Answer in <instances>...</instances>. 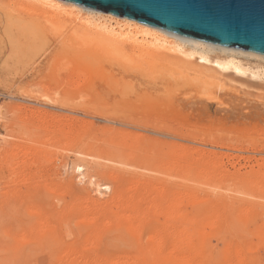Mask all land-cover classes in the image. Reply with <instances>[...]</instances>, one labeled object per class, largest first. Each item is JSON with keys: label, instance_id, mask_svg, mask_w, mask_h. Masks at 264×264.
Returning <instances> with one entry per match:
<instances>
[{"label": "rangeland", "instance_id": "374dc122", "mask_svg": "<svg viewBox=\"0 0 264 264\" xmlns=\"http://www.w3.org/2000/svg\"><path fill=\"white\" fill-rule=\"evenodd\" d=\"M0 51V77L4 76L0 78V264H110L119 258L120 261L133 260L136 253L148 245L154 229L162 227L175 209L177 214L184 211L183 215L191 219V230L206 234L203 245L206 255L209 256L211 250L221 251L226 245L244 248L241 255L245 257L237 256L236 252L226 257L225 252L215 251L205 264H264V78L262 81L247 75L228 74L223 80H216L221 84L223 81V86L217 83L221 89L215 87L217 100H207L196 88H193L195 91L183 89L182 94L181 91H176V95L172 93L175 99L171 95L169 99L165 90L162 96H158L160 91L152 89L136 96L132 88L135 84L130 83L127 93L131 96H120L122 105L114 106L111 101L96 98L97 90L94 95L88 87L78 86L80 82L88 85L89 81H101L104 70L100 66L75 59L74 65L70 63L73 69L63 73L61 68H67V64L63 66L57 58L50 68L56 73L48 70V74L44 70L30 76L22 74L15 63L7 59L6 49L2 47ZM63 61L69 63L70 60ZM248 61L255 63L256 59ZM5 66L10 67L4 70ZM73 86L78 87L82 95H74L76 99L71 96L69 101L81 102L84 107L89 105L88 113L45 107L23 96L32 90L53 95L61 87L68 90ZM104 87L107 88L99 94L109 97V87ZM10 90L21 95L16 93L17 98H9ZM108 116L113 117H110L112 121ZM159 125L164 126L163 129ZM91 181L103 186L99 197L102 205H107L108 200L109 207L114 206L113 191L120 189L124 197H128L132 188L139 189L137 194L145 199L142 208L150 214L153 201L164 200L158 198L161 191H166L171 201L182 204L180 207L165 205L156 213L154 216L160 221L159 224L158 218L155 219L156 228L147 225L137 231L133 227L120 228L115 222L103 227L109 220L101 219V227L91 231L81 213L73 207L75 204L84 209L90 206L84 190L92 189ZM145 193L147 197H143ZM109 216V219L113 216L111 209ZM177 221L180 224L179 219H175V225ZM47 224L55 229L49 230ZM93 238L98 242H91ZM197 241L193 238L191 244L197 246ZM66 253L72 256L71 260L74 256L79 261L65 260ZM231 257L244 261L236 263Z\"/></svg>", "mask_w": 264, "mask_h": 264}, {"label": "bare ground", "instance_id": "6f19581e", "mask_svg": "<svg viewBox=\"0 0 264 264\" xmlns=\"http://www.w3.org/2000/svg\"><path fill=\"white\" fill-rule=\"evenodd\" d=\"M0 42L2 45V46L0 45L1 46L0 49H2V47H3L9 53V56H7V59L9 61H11L12 63L14 62L15 65L18 67L19 71L22 74L24 73V75H26V74L30 75V76L32 74L38 75L44 70H47L46 72L48 73V70H51L50 69L51 66L53 68V66L55 65L57 58H59L63 62L62 63L63 66L67 64L66 65L67 68H65V67L61 68L62 65L60 66L61 71L64 70L63 73L67 70L69 71V69H73L72 65H74L73 61H75V59H77L79 62H84V63L89 62L93 66L94 65L100 66L104 70V75L102 76L103 81L102 80L98 81V82H94V81L88 82L87 81L89 86L86 84H82V82H80L81 84L79 82H76V83L80 84V85L77 84L78 86H80V88L88 87L90 90L89 92H92L94 95H95V91L97 90L96 98H98L101 101H105V100L111 101L114 104V106L115 105H122V103H121L122 98L121 97L126 98V97L131 96V94L127 93L128 92L127 90L130 88V83L135 84V86H133L132 88L135 89V92H133V94H136V96L140 95L141 93H142V95H144L146 92H149V89H152L154 91H158V93L160 91V93L158 94V96H160L161 92L163 93V91L165 90L164 93H167L168 98L171 99L172 96H173L172 98L175 97L172 93L175 94L176 91H181V94H182V92H184L183 89L194 90L193 88H196L197 89L196 91L198 93L201 92L202 93L201 95H203L207 100H213V99L217 100L216 99L217 97L215 96L216 95L215 94V87L217 86V83L222 85L223 81L221 84L220 82L216 83V80H218V81L223 80V77H225L228 74H231L233 76H235V74L236 75L238 74V75H241L244 77H245V75H247L248 78L249 77L253 78V79L260 78L261 80H262V78H264V65H262V61L264 60V54H261L259 52L247 51L244 49H239L237 47L233 48V47H228V46H224V45H220V44L215 45L213 43H209L207 41H203L200 39L196 40V39H193V38H190L187 36H183L181 34L178 35V34L172 33L170 31H167L164 29H158V28L153 27L149 24H146L143 22L141 23L137 20H133V19H130V18L125 17V16L120 17V16H117L113 13H109V12L104 13V12H101L98 10L89 9L87 7L85 8L81 5H78V4H76L72 1H68V0L67 1H64V0H0ZM250 58L256 59L255 63L249 62L248 60H250ZM65 59H67L68 61L70 60L69 63L63 61ZM60 60H58V61L60 62ZM6 65H7V61H6ZM75 65L77 66V64H75ZM16 66L14 68L17 69ZM6 68H7V66L4 67V70ZM47 68H49V69H47ZM12 69H13V67L11 68V71H12ZM56 69H57V66H56ZM7 71L9 72V70H7ZM14 71H16V70H14ZM51 71L55 72V70H51ZM13 72H11L10 74L7 72L6 73L11 75ZM230 72H232V73H230ZM3 73L5 75L4 71L2 72V74ZM43 75H46V74H43ZM5 76H7V75H5ZM20 76H23V75H20ZM1 77H4V76H1ZM16 77H19V76H16ZM19 79H20V77H19ZM15 81L13 83H15ZM73 84H75V83H73ZM214 84H216V85H214ZM81 85H82V87H81ZM220 85H218V86H220ZM104 86L109 87V94H108L109 97H107V96L104 97L103 95L101 96L99 94L100 90H103V88H107ZM62 87L61 88L58 87L59 89H61V91L59 89H57L54 93L52 92V89L51 90L49 89L50 92L53 93V95L49 94L47 92L45 93L42 90H41L42 92L32 90V91L25 93V95H23V96H25V98H26L25 100H28L29 102L34 101V102H36L42 106H45V107H50V108L52 107V108H55V109H58L61 111H67L68 113H70V112L88 113V109L90 110V108L87 106H89V105L86 104V107H84L81 102L76 103V101H74V103H73V101H71V100L69 101V99H70L69 97H71V96L73 97L74 95L77 96L80 93L82 95V91L78 90L79 88L74 87V86H73V88L68 87V90L62 89ZM17 88H18V86H17ZM20 88L21 87H19L18 90H20ZM74 88H75V90L76 89L77 90L73 91ZM218 88L221 89V86ZM53 89H55V88H53ZM15 90H17V89H15ZM191 90H190V92H191ZM217 91H218V89H217ZM190 92H189V94H190ZM16 93H17V91H11V92L7 93V96L9 98H14V97L17 98V96H18L17 94H19V96L21 95L20 93H17V94ZM60 93H61L63 98H61ZM150 93H151V95H153L152 91H150ZM153 93H155V92H153ZM189 94L187 93L188 96H189ZM192 94H193V92H192ZM167 95H166V97H165V95H163V96L165 98H167ZM170 95H171V97H169ZM196 95H197V93L194 94V96H196ZM78 96H80V95H78ZM203 96H201V97H203ZM73 98H75V97H73ZM183 98H185V96ZM199 99H203V98L199 97ZM79 100H81L83 102V99H79ZM86 100H87V98H86ZM114 100H116V101H114ZM160 100L162 101V99H160ZM220 100H221V98H220ZM190 101L191 100H189L188 102H190ZM218 101H216V102H218ZM77 102H78V100H77ZM84 103H86V102H83V104ZM127 108L129 109L130 107H127ZM95 110H92V111H95ZM114 112L116 113V111H113V113ZM105 113H103V114H105ZM105 116H106V114H105ZM108 117L110 119V117H112V116H108ZM109 119L107 121H109ZM51 121H52V119H51ZM110 121H112V120L110 119ZM49 126H50V124H49ZM158 127L160 128L161 126L159 125ZM162 127H164V126H162ZM171 129H173V128H171ZM190 129H192V128H190ZM173 133H175V132H173ZM63 135H64V133H63ZM144 140H146V139H144ZM141 141H142V139H141ZM138 142H140V141H138ZM145 142L147 143V140ZM160 143H159V145H160ZM149 144H151V143H149ZM168 146H169V144H168ZM164 148H166V147H164ZM159 155H160V153H159ZM170 157H172V155ZM176 161H178V160H176ZM191 171H193V170H191ZM171 172H169V173H171ZM80 182H81V180H80ZM91 184L93 186L92 189L84 190V191H86V197H85L86 199L85 200L88 201V203H89L88 205H90L91 207L89 206V207L84 209V208H81L82 206H80L78 204H75L73 206L76 211L81 213V215L84 218L83 220H85V222L88 225V226L86 225L87 228H89V230H91V231L94 230L95 228H98L99 224L102 222V221H100L101 219L109 220L108 223L104 222L105 224L103 227L108 226L109 223L115 222L117 224V226H119L120 228L133 227L137 231L142 230V228H144V226L147 227V225L156 228L155 227V223H156L155 219L158 218V217L154 216L156 213H158L159 211L161 212L162 208L165 205H167V206L169 205L172 207H175V206L180 207V205L182 204V203H177V202L171 201V199H168L167 197H169V195L166 191H164V192L161 191L162 193L159 191L160 193L158 194L159 195L158 198L159 197L163 198L166 201V204L163 203L164 200H162V199H159L160 202H159V200L157 201L156 199H155V201H153L154 198H156V197H154L153 200H151L154 202V203H152L153 206H152V204H150V206H152L151 209H153V211L151 212L152 214H150L149 211L146 212L142 208V202L144 203L143 200H145V199L141 197L142 194L138 195L139 189L135 188L136 189L135 190V189H133V188L131 189L129 187L128 189H131V191H130L131 193L133 190H135V191L132 194L128 191L130 193V195H128V197H124L125 195H124L123 191L120 189H116L115 191H113L114 194L112 196V201L114 202V206L109 207L108 200H107V203H108L107 205H105V204L102 205L103 201L99 197V195L103 194L102 189H101L103 186L99 183H94L93 181H91ZM134 187H136V186H134ZM103 191H104V189H103ZM149 191H151V190H148V192ZM93 192L95 195H98V196L95 197ZM147 194L149 195V193H147ZM145 195H146V193L144 194L143 197H145ZM174 195H175V193H174ZM176 195H175V199L177 198ZM146 197H147V195H146ZM187 200H189V199L187 198ZM82 202L85 203L84 201H82ZM110 202H111V200H110ZM113 202H111V203H113ZM79 204H81V202ZM206 205L210 207V205H208V204H206ZM109 208L113 212V216H111L110 219H109V217H110L109 216V211H110ZM148 209H150L149 206H148ZM165 209H166V207H165ZM173 209L174 208H172V210ZM146 210H147V208H146ZM207 211H208V209H207ZM7 212H9V211H7ZM173 212H174V214H173ZM183 212H182V214L179 212L178 213L179 216L176 213V209L173 210L171 214L169 213L170 217L167 216L169 218L166 220V222L164 221L163 226L160 228L154 229V231L152 230L153 232L151 231L152 235H151V237L149 236L150 239H149L148 245L146 247H142L141 250H139L136 253L133 260H131L132 258L130 257L131 259H127V261H120V258H119V260L115 259L110 264H168L170 262L171 263H174V262L175 263H185V262H189V263L191 262L192 263L195 261L197 263H204L206 260L209 261V259L214 256L213 252H215V251L218 252L219 250H211L212 253H210L209 256L206 255V253L204 251L205 246H203L204 242H205L206 234L202 233L200 230H199L200 232H198V229H196L197 232L191 230L193 228V227H190V223H192V221H191V219H189L187 217V215L186 216L183 215ZM208 212H211V211H208ZM208 212H206V214H209ZM227 212H229V210ZM18 216H20V215H18ZM220 216H222V215H220ZM251 216L252 215L250 214V217ZM245 217L246 218L248 217V219H249V216H245ZM257 217H258V215H257ZM175 219L176 220L179 219L180 224H178V221H177V224L179 225V227H176L177 224L175 225V223H174ZM223 220H224V217H223ZM157 222L160 224L159 218H158ZM158 223H157V225H159ZM109 225H111V224H109ZM47 227L49 228V230L55 229L53 227V225L50 226L47 224ZM99 227H101V226H99ZM152 227H151V229H152ZM227 228H228V226H227ZM205 230H203V231L206 232ZM71 232H73V231H71ZM97 233H99V232H96V234ZM69 235H72V234L69 233ZM136 236H138V235H136ZM138 237H137V239H138ZM193 238H196L198 240L197 246H194L193 244H191V240ZM92 240L93 241H91V242H93V243L98 242V241H94V238ZM138 241L140 242V240H138ZM194 243H196V242H194ZM243 249L244 248H242L240 246L235 247V246H227L226 245V248L222 249L219 252H225L224 255L226 257H230L231 255H233V252H236L237 256L241 257V256H243V255H241L243 253V252H241ZM83 251H84V248H83ZM81 253H83V252H81ZM97 254H95V255H97ZM79 255L80 254H78V256ZM83 255L81 256V258L83 257ZM71 257L72 256H70L69 254H67V253L65 254V260L66 259L71 260ZM91 257H92V255H91ZM243 257H245V255ZM243 257H242V259H243ZM98 258H96V260ZM227 259L230 260L229 258H227ZM237 259L241 261V258L237 257ZM84 260H85V258H84ZM232 260L235 261L234 257L232 258ZM238 260L235 262L237 263ZM71 261H72V263L74 261H76V263H77V261H79V260H78V257H77V259H75V257L73 256V259ZM243 261H244V259H243ZM243 261H241V263ZM89 262H90V260H89ZM92 262H94V261L92 260ZM66 263L68 264V262H66ZM228 263H230V261H228ZM231 264H233V262H231Z\"/></svg>", "mask_w": 264, "mask_h": 264}, {"label": "water", "instance_id": "95a60500", "mask_svg": "<svg viewBox=\"0 0 264 264\" xmlns=\"http://www.w3.org/2000/svg\"><path fill=\"white\" fill-rule=\"evenodd\" d=\"M68 1L196 40L264 54V0Z\"/></svg>", "mask_w": 264, "mask_h": 264}]
</instances>
